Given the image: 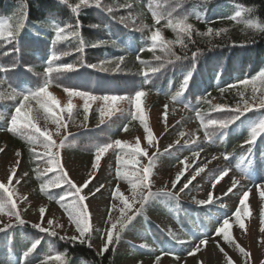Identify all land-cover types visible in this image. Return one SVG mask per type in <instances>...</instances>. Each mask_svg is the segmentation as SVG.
Returning a JSON list of instances; mask_svg holds the SVG:
<instances>
[{"label": "trees", "instance_id": "trees-1", "mask_svg": "<svg viewBox=\"0 0 264 264\" xmlns=\"http://www.w3.org/2000/svg\"><path fill=\"white\" fill-rule=\"evenodd\" d=\"M163 1H166L170 7H175V11L172 12L173 18L187 16V22L200 33L206 32L209 28H212L214 32L222 29L227 31L221 32L219 36L213 34L207 37L193 32L194 42H187L185 38V42L188 43L187 49H181L179 44L173 46V51L177 55L186 54L188 59L166 64L159 73L150 74V78L145 81L142 72L147 66L137 61V55H140L142 60L150 62V66H156L170 59L159 48L155 50V55L162 56L163 60L153 59V52L147 50L151 46L149 39L151 32L159 28L165 40L175 41L177 38L171 28L164 26L165 19H162L160 24L154 23L153 10L162 11L165 14L171 11V9L164 8ZM69 2L75 3L76 0H69ZM21 4L27 12V21L18 42L8 45L0 42V63L11 65L15 62L17 65L13 71L6 74L12 86L20 89L35 88L42 84V74L51 53L68 51L71 54L62 56L54 62V66L74 64L77 69L60 75L54 73V79L48 90L63 92L65 88H69L95 96L125 97L134 96L137 90H143L146 93L144 98H151L148 101L151 107L155 108L153 103L160 106L163 102L168 105L167 109L171 112L183 111L179 133H190L187 130L192 127L191 130L195 133L204 134L205 130L196 116L198 111L204 115L205 120L222 119L226 118L229 113L213 111L215 105L235 108L240 103L242 106L239 93L243 91L244 98L248 99V95L252 96V92H249L251 86L246 89L239 85L236 88H229V86L245 78H251L264 69V34H254L253 30L245 28L242 22L238 23L229 19L238 7L243 6L252 9L251 13H245V19L253 18L264 22V0H179L178 7L176 6L177 0H102L105 9L106 7L113 8L111 14L95 6L84 8L79 14L80 28L78 31L84 41L82 52L75 51L80 46L79 38L53 43L56 24L61 26L65 23L73 26L76 24L77 17L67 6L58 3V0H0V20L9 17L15 19ZM126 4H131L133 7L131 9L122 7ZM130 12L135 18L134 24L132 20L127 19ZM122 17L125 18L127 27L120 22ZM197 17L200 18L197 19ZM143 24L149 27L137 30L141 29ZM100 40H106L108 43L96 47L91 46ZM9 49H18V52L14 51L10 55H4ZM141 49L144 50L141 51ZM194 51L197 52L195 60L191 57ZM120 56H124L125 59L120 65L121 70L116 71L115 62ZM104 61L112 62L102 65L108 71L101 70V62ZM93 64L97 67L88 66ZM189 71L192 72V77L181 97L183 103H175L171 99L176 93L173 89ZM36 73L41 75L38 76ZM221 89L224 91L222 92ZM2 90L9 89L5 86ZM257 95L260 93L257 92ZM251 100H253L252 97L249 101ZM14 103L8 100L0 101V135H7L11 144L23 151L22 154L28 164V178L30 182H37L34 174L37 171L36 162L30 154L29 143L18 134L13 135L2 130L7 127V122L14 111ZM185 104L188 107H185ZM133 114L131 112L126 121L120 120L115 128L110 130V136L113 134L112 138L125 133V126L131 128L137 125V116L134 117ZM259 116L260 112L255 110L246 113L240 121L230 126L225 139L221 140L217 136L212 141L199 140L200 149L208 151L214 148L215 144L228 147L232 140L245 139L249 135L250 124ZM208 131L212 129L209 128ZM188 141H194L193 135ZM258 144L259 147L264 148V137L258 140ZM178 160L173 157V162L177 163ZM0 192L2 195L1 190ZM147 207V211L163 212L181 226H184L183 220L189 228L187 230L189 240H195L197 237L204 238L215 220L214 214L209 210L185 209L182 202L163 196L154 198ZM136 223L137 221L133 225L132 232L140 236L147 245L146 250L140 251L141 256L155 258L158 253L182 255L189 252L184 244L168 238L148 222L145 221L140 230L136 228ZM31 225L25 222L24 225L0 233V264H26L22 254L36 239H40L41 243L27 258V264H40L41 260L46 259L48 255L57 253H67L68 264H85V262L86 264H122L126 258L119 251L120 242L113 244L108 252L99 256L93 246L89 248L86 244L49 237ZM54 262L59 264L57 261Z\"/></svg>", "mask_w": 264, "mask_h": 264}, {"label": "snow or ice", "instance_id": "snow-or-ice-1", "mask_svg": "<svg viewBox=\"0 0 264 264\" xmlns=\"http://www.w3.org/2000/svg\"><path fill=\"white\" fill-rule=\"evenodd\" d=\"M58 3L64 4L67 6L70 11L77 17L76 24L73 26L70 23H65L63 26L56 24L55 26V39L53 43L57 41L69 40L71 38H79L80 46L75 49L76 52H82L84 47V41L81 37L80 32L78 29L80 28L79 22V14L82 9L89 8L95 6L97 9H105V6L102 4V0H76L75 3H70L69 0H58ZM176 6H179V0H177ZM122 7H126L131 9L133 6L131 4L122 5ZM109 14L113 12L112 7H106L105 9ZM175 11V7L171 9V11L165 12L162 11H152V16L155 24H160L162 19L166 20L165 27L171 28L173 32L176 33V40L175 41H168L162 36V32L159 28L151 32L149 37L151 41V46L147 49L148 51L153 52V59L155 61H162L163 57L160 55H155V50L157 48L160 49L161 52L165 54V56L170 57L164 62L159 63L156 66H150V62L144 61L141 59L140 55H137L136 59L141 64L146 65V70L142 72L145 81L150 78V74L155 75L159 73L161 69H163L166 64L174 63V61H180L182 59H188V56L185 54L184 56L177 55L175 51H173V46L175 44H179L181 49H187L188 43L185 42V38H187V42H194L192 39L193 32H196L197 35L200 36H211L216 35L219 36L221 32H226V29H222L219 31H215L212 28H209L206 32L200 33L194 26L188 23V17L182 16L178 18H173L172 12ZM252 9L244 8L243 6L238 7V10L235 11L234 15L230 16L229 19L233 21L242 22L245 25V28L253 30L254 34H264V22H259L257 19L253 18H244L245 13H251ZM200 17H197L199 19ZM127 19L132 20L133 24L135 23V18L132 16L131 12ZM27 21V12L24 10V5L21 4L18 13L15 16V19L9 17L0 20V42L4 45L13 44L14 42H18V38L22 32V30L26 27ZM124 24L125 27L128 25L125 23V18H121L120 21ZM96 27H99L96 25ZM147 24H143L141 26L142 30L144 28H148ZM38 34V33H37ZM108 41L100 40L93 43L91 46L96 47L100 45H106ZM144 49H141L143 51ZM18 52V49H9L8 52L4 53V55H10L12 52ZM71 53L68 51L57 53L53 51L49 58L46 61V67L44 68L43 75V82L42 84L38 85L35 88H20L17 89L16 87L12 86L10 83L7 73L13 71L16 68V63L13 62L11 65H4L0 63V101L8 100L15 102L13 107L14 111L10 116V119L7 122L6 130L7 132L12 133L13 135H20L21 137L25 138L26 141L30 144H40L43 146V152H37L34 148L30 149V152L35 160L45 159L48 167L46 172L48 173H57L51 179L45 180L41 183L40 189L42 192H46L49 188H61L63 185H67L68 188L60 195L59 200L57 201L60 203L61 207L67 214L68 221L70 225L74 226L75 232L78 235H74L71 237L68 236H59V234L52 230L53 221L49 219L47 221L48 227H44L42 223H34L31 226L38 230L41 233L47 234L49 237H58L60 240H69L70 242H78L80 244H86L89 248H91V233H92V225L90 222V213L88 211V205L85 203L87 200V195L82 194L83 189L88 187L90 180L85 181L82 185H77L75 182L71 180L68 176L67 172L64 170L63 165L59 159V150L65 146L67 141V137L60 141L57 144L53 140L52 134H50L47 130H42L41 127L38 126L37 120L39 116L35 113L39 111H43L45 114V118L52 119L54 123L57 125L56 132L57 134L60 133L61 128H66L67 125L63 122V117L59 115V113H63L67 111L69 113V118L71 117L72 110L74 105L69 102L66 107H60L56 98L49 93L48 88L49 85L52 83L54 76L53 74H63L66 72L74 71L77 69V66L74 64H56L54 66V62L59 60L62 56H68ZM191 57L193 60L197 57V52H192ZM125 57L120 56L118 60L115 62V70L120 71V65L124 62ZM104 63H112L110 61L101 62V70L108 71L107 68L103 67ZM91 68H96L97 65H88ZM36 75H41L40 73H36ZM192 77V72L189 71L185 73L184 78L181 83L180 89L172 96V101L175 103H183L181 97L183 93L186 91L189 82ZM243 86L245 89L248 86H251L252 89V99L256 101V94L257 92L260 93L258 102L249 103V100L244 98V92L240 91L242 106L240 103L237 104L235 108H232L227 105H215L213 107V111H221V112H228L229 115L226 118L216 119L211 118L205 120L204 115L201 112H197L196 116L201 122V127L205 130L204 136L205 139L208 141H212L214 137H219V139L223 140L227 136V132L231 125L236 124L237 121H240L243 116L246 115L248 112L257 111L260 112L259 118L252 122L249 127V135L245 139L244 145H248V152L246 155H242L238 164L237 169L242 173L241 178H248L251 179V170L254 164V161L251 159L252 152L251 147L256 144L258 138L264 137V69L259 71L256 75L252 76L251 78H245L243 80L237 81L236 84L230 85L229 88H236L237 86ZM7 86V91L2 90L5 89ZM67 94L71 96H79L80 98L84 99V111L85 113L88 112L89 109V101L95 100H102L106 104L111 103V105H115L116 102L122 100H130L134 102L135 105V113L133 114L134 117L138 116L141 124L143 125L144 132L146 133V139L149 146H152L155 141L153 139V133L149 129L148 123L146 122V118L143 115L141 110V98L146 95L143 90H137L134 94V97H125V96H117V95H103V96H95L87 92L73 90L69 88L64 89ZM223 92L224 89H221ZM35 100L38 108L33 110L30 107L31 101ZM210 103V101H209ZM165 109H167L168 105L166 104ZM185 107H188L185 104ZM117 110L114 107L108 109L109 117L113 114V112ZM103 116V112H102ZM85 119H87V115H85ZM100 123H104V119L100 120ZM211 128L212 131H208ZM124 130H127V126H125ZM181 136L184 133H180ZM180 141L177 140L176 144H179ZM188 144V141L184 142ZM192 143H196V141H192ZM115 147L119 148L123 155H117V163L123 166L125 171H121L120 167L116 168V175L117 177L124 179L131 185L133 191V198H135L136 192L138 189H147V193L142 196V198L137 201L140 204L139 208H134V204L130 202V200L125 197L117 187L114 193V198L119 200L123 207L120 208L121 217L118 218L115 222L112 220L111 212H109L108 221L110 223V227L106 229V235L102 237V246L97 253L99 256H103L104 253L109 251L110 246L117 243L121 239V233L132 223V221L139 215L143 209L145 208L146 204L153 198L156 197H167L168 199H178L179 193L184 192L185 189L188 188L189 183H185L183 187L179 189V192L173 193L171 191L165 192L163 190H159L157 192L151 191V176L153 167L156 164L157 153L153 152L151 156H148V152L146 148H142L141 144L137 142L134 146L128 145L126 142H122L120 140H116L113 143H106L101 146H97L95 149V156L94 162L92 163V168L97 169L100 164L101 157L111 148ZM172 146L170 145L169 148ZM4 151V149H0V152ZM17 157L21 155L19 151L15 153ZM194 156H199V152L193 153ZM145 156L148 157V163L141 168L137 169L136 165L139 163V157ZM229 157L225 154L224 159H228ZM213 160L217 159L216 156L212 157ZM19 163V161H17ZM184 163V161H181ZM242 165V166H241ZM131 166V167H129ZM206 167V165H205ZM204 171V167H200L196 170L195 175H199L200 172ZM231 169L225 168L219 171V174L213 180V188H215L216 184L225 177L228 176ZM16 169L13 168L11 174L7 178V184L0 183V190H2V195H0V216H8L14 217L15 223H4L3 227H0V233H4L13 229L14 227H18L25 224V221L21 217V213L18 210V205L16 200L13 198L14 191L10 190L9 185L13 182V177L15 176ZM27 175V173H25ZM41 174L38 172V178ZM181 174H177L176 179L172 182V187H176L177 181H179ZM195 175L192 177L195 178ZM231 187L227 189V192L224 195H228L229 193H233V189H236L237 186L240 184V180L232 177ZM20 181L17 180L16 183ZM100 187H103L101 185ZM256 189L259 193V197L261 201L264 202V184H256ZM100 188L96 189V192H99ZM249 192H251V188L247 191L241 193L239 199V206L237 207L236 211L233 213L235 217V222L238 223L240 229H245V222L242 219V215L248 214V205L246 201L249 198ZM95 193H93L94 195ZM235 195V193H233ZM51 199L52 197L49 196ZM25 200L27 197L24 198ZM66 201V203H65ZM213 202V196L209 193L206 200L197 201L200 205H207ZM116 205H113L115 208ZM41 221L44 219L45 209L41 207L39 209ZM131 213V214H129ZM228 217L222 220V223L216 229L217 235H223V239L229 243H234V241L230 238L229 228L231 227L229 223ZM119 225V227H118ZM56 227H63V225H56ZM259 231L264 233V208H261L260 212V227ZM173 236V239H176L175 234L170 233ZM178 243L184 244L187 241L185 240H177ZM41 240L36 239L31 242L30 246L23 252V257L25 258V262L27 264V258L33 253L37 247L40 245ZM208 240L200 239L199 243L195 245L194 248L189 250L188 255L192 256L196 252L200 251L201 245H206ZM141 247H147V245H142ZM235 247L238 251L245 257L249 256L244 248L240 247L238 244H235ZM223 252V249H220ZM172 255L175 256L173 253ZM225 257L227 259L228 264H232L231 258L227 257L225 253ZM178 260L179 257L175 256ZM53 261L59 262V264H68L67 253H57L55 255H48L46 259H42L40 264H52ZM160 257H156V264H159ZM86 264V262H85Z\"/></svg>", "mask_w": 264, "mask_h": 264}, {"label": "rangeland", "instance_id": "rangeland-1", "mask_svg": "<svg viewBox=\"0 0 264 264\" xmlns=\"http://www.w3.org/2000/svg\"><path fill=\"white\" fill-rule=\"evenodd\" d=\"M162 4L165 8L169 10L172 9L166 1H163ZM249 92H252L251 87ZM49 93L56 98L60 107H66L69 102L74 105L70 118L67 111L59 113V115L63 117V122L67 125L66 128H61L59 134L56 132V123L50 118L46 119L42 110L35 113L39 116L37 120L38 126L41 127L42 130H47L52 134L53 140L57 144L73 131L86 127H97L101 124L100 120L102 118L104 122H107L106 126L113 128L120 122V119L114 116L117 114H127L129 106L132 105L131 103L134 105V102L127 99L116 102L114 106L111 105V103L106 104L102 100H95L89 101V109L88 112L85 113L83 107L85 101L79 96L74 95L70 97L66 91L56 92L49 90ZM252 96L248 95V100H250ZM259 96L260 95L256 94V101L251 100L249 103L258 102ZM148 101L146 100V103ZM146 103L141 99V110L146 118L149 129L153 133L155 143L152 146L148 145L146 133L144 132L140 120L138 128H133L119 138L112 139V141L120 140L131 146L139 142L142 148L147 149L148 156H151L153 152L157 153L156 164L153 167L151 176V191L157 192L163 190L165 192L171 191L176 193L179 192V189L183 187L185 183L191 180L188 188L185 189L184 192L179 193L180 198L201 207L205 205H200L197 201L206 200L209 193H211L213 202L207 205L220 207L232 213V219L229 220L231 225L229 233L234 243L225 241L222 234H215L208 240L206 245H201L199 252H196L192 256L179 257L177 260L175 256L157 255L160 257L159 264H228L225 253L227 257L231 258L232 264H264V233L259 231L260 212L261 208H264V202L261 201L256 189V184H264V153H259L257 155L252 153L251 159L254 161V164L251 170V179L246 177L241 178L242 173L236 166L241 156L247 154L248 145L241 147V145L244 144L243 142L239 144L235 150H228L227 154L230 151L229 159H224L222 155H218V152L215 151L208 152L207 150H198L196 146L192 145L194 144L192 141H188L192 135L195 141L200 139V135L191 130L192 127L187 130V132L190 133L184 134L183 136L178 132L179 123L182 121L180 113L170 112L168 109H165L163 105L152 108L151 104ZM30 107L35 110L38 108V105L31 102ZM111 107L117 110L109 117L107 113L108 109ZM133 108H135V105ZM85 115H87V119H85ZM90 118L96 121L93 124H88ZM103 134L108 136L110 131L103 132ZM177 140L180 141L179 144H176ZM183 140L188 141V144H185ZM95 142H100L102 145L106 143L114 144V142L100 137H96ZM170 145L172 146L171 148H169ZM31 148H34L37 152L44 151L43 146L40 144H33ZM75 148L87 153L79 145L65 143V146L59 150V159L68 176L77 185H82L85 181L90 180L88 187L83 189L82 194L88 197L85 203L88 205L90 222L93 229L91 233V245L99 252L103 242L102 237L106 235V229L110 227L108 221L109 212H111L113 222L121 217L120 208H122L123 205L119 200L114 198L116 188L118 187L120 192L134 204L133 211L135 208L140 207L137 201L147 193V189H138L135 198H133L131 185H129L126 180L117 177V167H120L122 172L127 169L117 163V155H123V153L119 148L115 147V145L101 157L97 169L92 168L95 154L90 155L87 153L86 156H83L68 153L67 150ZM183 148L194 150L191 152L183 151L181 150ZM0 149H4V151L0 152V183L7 184V178L11 174L12 169H16L13 182L9 185V188L14 191L13 198L16 200L18 210L23 220L31 224L42 223L44 227H48L47 221L51 219L53 221L52 230H55L60 236L71 237L78 235V233L75 232L74 226L70 225L67 214L60 203H53L48 198L45 199L43 197L45 192L39 190L37 184L30 182L28 179V164L24 159V154H22L23 151L13 146L10 138L6 135H0ZM17 151L21 153L19 157L15 155ZM195 152H199L198 157L193 155ZM172 156H178L180 161L177 164L174 163L171 159ZM213 156H216L217 159L213 160ZM138 159L139 163L136 165L137 169L149 162L148 157L145 156H141ZM17 161H19V163H17ZM181 161H184V163H181ZM47 167L48 164L46 160L42 159L41 176L50 175V178H52L57 174L46 172ZM200 167H204V171L200 172L199 175H195L196 170ZM225 168H229L231 171L228 176L223 177L219 183L216 184L215 188H213L212 184L214 178L219 174L220 170ZM25 173H27V175H25ZM177 174H181L180 179L177 181L176 187L173 188L172 182L176 179ZM194 175L195 178L193 179L192 177ZM232 177L240 180V184L236 189H233L235 195L229 193L225 196L224 193L231 187ZM46 178L49 179L47 176ZM17 180L20 182L16 183ZM101 185H103V187H100ZM63 186L62 192L68 188L67 185ZM97 188H100L99 192H96ZM249 188H251V192H249V198L246 201L248 205V214L242 215V219L245 222V229H240L238 223L235 222L233 213L239 206L241 193L247 191ZM93 193L95 194L93 195ZM25 197H27L26 200L24 199ZM113 205H116V207L113 208ZM41 207L45 209L43 221H41L39 212ZM142 214L143 211L139 215ZM149 218L168 235L173 233L175 237L180 238L179 227L167 217H164L162 214L157 215L150 213ZM223 219L224 218L221 217L219 218L217 227L220 226ZM14 222V217L0 216V227H3L4 223ZM56 225H63V227H56ZM122 233H124V231ZM188 243L191 244L190 246H192V248L198 244L197 242ZM122 244L121 253L126 256L122 264H156V258H144L135 254V251L142 248L141 246L144 244L140 239L133 237L132 234L123 237ZM235 244L244 248V250L249 253V256H243L235 247ZM221 248L223 252L220 251ZM52 264H56V262L53 261Z\"/></svg>", "mask_w": 264, "mask_h": 264}]
</instances>
